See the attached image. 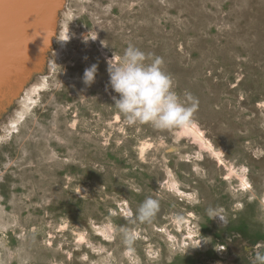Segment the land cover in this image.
Instances as JSON below:
<instances>
[{"label":"rangeland","instance_id":"rangeland-1","mask_svg":"<svg viewBox=\"0 0 264 264\" xmlns=\"http://www.w3.org/2000/svg\"><path fill=\"white\" fill-rule=\"evenodd\" d=\"M25 15L9 30L39 18ZM49 40L0 83V264H252L264 251V0H63ZM129 45L163 59L196 104L191 126L125 124L107 69ZM147 197L159 212L132 222Z\"/></svg>","mask_w":264,"mask_h":264},{"label":"clouds","instance_id":"clouds-1","mask_svg":"<svg viewBox=\"0 0 264 264\" xmlns=\"http://www.w3.org/2000/svg\"><path fill=\"white\" fill-rule=\"evenodd\" d=\"M67 41L68 39H60ZM161 57L146 54L139 48L129 45L122 57L115 56L108 61L110 85L118 98L113 97L114 106L129 126L149 124L158 130L182 129L193 123L196 104L183 102L174 90L172 77L163 68ZM97 65L86 68L83 82L91 85L95 81ZM191 100V97H188ZM143 155V153H141ZM160 210L158 199L147 197L136 209L135 214L128 211L132 222L151 223ZM211 219L219 218L227 223L223 210L207 209ZM124 243L131 246L137 236L134 231L125 230ZM252 264H264V251L257 245L254 248Z\"/></svg>","mask_w":264,"mask_h":264},{"label":"water","instance_id":"water-1","mask_svg":"<svg viewBox=\"0 0 264 264\" xmlns=\"http://www.w3.org/2000/svg\"><path fill=\"white\" fill-rule=\"evenodd\" d=\"M62 6L63 0H0V83H9L11 76L33 66L43 46L50 41ZM22 13L24 16L26 13L39 15V18L30 16L31 20L25 21L27 36L22 31L9 30L11 25L21 22ZM35 27H38L39 36L34 32Z\"/></svg>","mask_w":264,"mask_h":264},{"label":"bare ground","instance_id":"bare-ground-1","mask_svg":"<svg viewBox=\"0 0 264 264\" xmlns=\"http://www.w3.org/2000/svg\"><path fill=\"white\" fill-rule=\"evenodd\" d=\"M12 28H13L14 30H17V29L19 30V27H17V26H12ZM11 30H12V29H11ZM18 32H20V31H18ZM22 33H23V34L26 33L25 30H23ZM8 39H9V38H8ZM4 40H6V39H4ZM29 41H30V40H29ZM4 42H5V41H4ZM220 158H221V157H220ZM244 179H245V178H244ZM244 179H243V180H244ZM245 182H246V181H244V183L242 184L244 187H246V185H247ZM242 190H243V189H242ZM186 196H189V195H186ZM106 236H107V235H106Z\"/></svg>","mask_w":264,"mask_h":264}]
</instances>
